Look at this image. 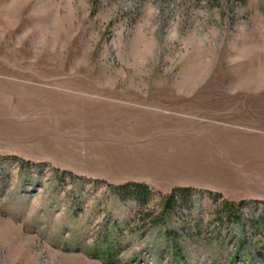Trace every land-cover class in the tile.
Wrapping results in <instances>:
<instances>
[{
  "label": "rangeland",
  "instance_id": "1",
  "mask_svg": "<svg viewBox=\"0 0 264 264\" xmlns=\"http://www.w3.org/2000/svg\"><path fill=\"white\" fill-rule=\"evenodd\" d=\"M130 181L147 205L112 187ZM175 186L194 206L151 224ZM225 200L247 204L221 227ZM108 245L264 264V0H0V264H105Z\"/></svg>",
  "mask_w": 264,
  "mask_h": 264
},
{
  "label": "trees",
  "instance_id": "2",
  "mask_svg": "<svg viewBox=\"0 0 264 264\" xmlns=\"http://www.w3.org/2000/svg\"><path fill=\"white\" fill-rule=\"evenodd\" d=\"M27 164H31L27 162ZM57 171H59L57 169ZM63 176L68 178H81V176L75 175L71 171H63ZM112 186V185H111ZM116 194L120 197L121 200H134L137 201L141 206H145L150 202V199L153 195L152 187L145 182L139 181H130L121 185L112 186ZM211 195H217L213 192H210ZM221 196V195H219ZM194 189L189 186H175L171 192L165 196V207L164 211L160 215L152 216V213H146V215H151L150 222L153 225H159L165 220V216L169 211H174L176 208L181 209H191L194 206ZM247 204L246 200H241L238 203L230 200H225L222 202L220 207H217L215 214L217 216L216 221L222 227V223L229 222L234 220L235 222L239 221L240 213L243 211L245 205ZM144 214V209H140V215ZM167 238L174 241V250H176L178 255H182L181 251L183 248L179 241L180 234L176 230H167L165 232ZM109 246V245H108ZM112 247H108V252L104 254L105 264H128L127 262L119 259L115 251H111ZM262 254L263 253H259ZM185 258L183 255L181 256Z\"/></svg>",
  "mask_w": 264,
  "mask_h": 264
},
{
  "label": "crops",
  "instance_id": "3",
  "mask_svg": "<svg viewBox=\"0 0 264 264\" xmlns=\"http://www.w3.org/2000/svg\"><path fill=\"white\" fill-rule=\"evenodd\" d=\"M146 183V182H145Z\"/></svg>",
  "mask_w": 264,
  "mask_h": 264
}]
</instances>
